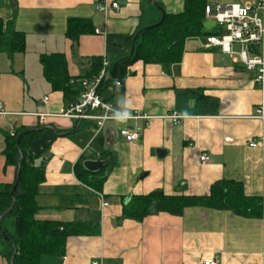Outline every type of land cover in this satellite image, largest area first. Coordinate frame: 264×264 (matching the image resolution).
Wrapping results in <instances>:
<instances>
[{"label":"crops","instance_id":"0c3cea01","mask_svg":"<svg viewBox=\"0 0 264 264\" xmlns=\"http://www.w3.org/2000/svg\"><path fill=\"white\" fill-rule=\"evenodd\" d=\"M206 1L214 7L255 0ZM102 2H117L119 9L100 12L96 7ZM184 8L185 0H0L4 28L25 35L24 52L0 51V192L17 176L3 154L5 133L41 129L31 143L35 163L45 170L35 219L98 228L95 234L69 237L64 255H42L39 264H201L205 259L264 264V85L255 71L207 46V36L186 39L179 63H134L122 90L106 87L102 93L148 117L129 123L141 130L133 142L119 136L120 122L108 121L97 130L94 122L60 116L78 99L53 90L43 74L41 56L48 53H63L73 77L87 74L95 57L117 61L128 53L123 45L130 36ZM71 18L88 19L94 32L69 39ZM174 112L182 116L176 125L168 118ZM252 141L259 145L250 146ZM202 152L210 155L209 163H200ZM96 159L106 162L91 173L103 179L98 188L75 169L79 161L85 168L86 160ZM221 180L240 182L245 195L262 202L261 215L195 205L181 214L122 217L134 196L156 191L208 196ZM6 245L2 251L0 244V264H11Z\"/></svg>","mask_w":264,"mask_h":264},{"label":"trees","instance_id":"16d2710c","mask_svg":"<svg viewBox=\"0 0 264 264\" xmlns=\"http://www.w3.org/2000/svg\"><path fill=\"white\" fill-rule=\"evenodd\" d=\"M206 0H185V8L179 14L164 13L162 20L130 36L123 46L129 49L117 61L109 60L107 71L109 78L103 82L100 92L116 80L123 82L129 68L136 62L157 63L165 66L179 63L184 52L186 39L197 36H209L221 32L215 27L204 28L206 20ZM217 28V29H216ZM94 32L88 19L71 18L67 22L66 36L75 41L83 34ZM125 49V50H126ZM22 53L25 50L23 32L4 28L0 18V51ZM127 53V55H125ZM90 71L82 77H73L68 73L67 59L63 53L43 54L41 63L45 79L53 90L63 92L65 98L78 99L83 91L79 82L82 78L97 75L103 58L92 59ZM122 90V88H116ZM41 129L28 130L24 127L6 132V148L3 154L8 164L16 167V190L14 183L0 192V241L6 242L10 250L4 253L11 264H39L42 255H64L67 239L71 236L95 234L96 225L77 222L39 221L35 219L39 206L37 195L39 185L45 180V170L35 163L31 152V143L38 138ZM82 161L76 164V173L84 181L98 188L103 179L91 177ZM20 165V168L18 166ZM15 180V181H16ZM206 205L217 209H232L239 214L260 216L262 202L244 194L242 184L236 181L221 180L212 186L208 196L166 195L156 191L148 195L134 196L123 208L122 217L143 219L152 212L166 211L181 214L185 207ZM6 236V240L2 236Z\"/></svg>","mask_w":264,"mask_h":264},{"label":"built area","instance_id":"2783aa9c","mask_svg":"<svg viewBox=\"0 0 264 264\" xmlns=\"http://www.w3.org/2000/svg\"><path fill=\"white\" fill-rule=\"evenodd\" d=\"M110 8L119 9L117 2H102L96 9L100 12H108ZM206 19L215 20V27L221 30L218 34L207 36V46H216L224 52L238 59L248 70L256 72V81L264 85V0H255L253 3L240 5L216 4L214 7L206 6ZM97 34L101 33L96 29ZM237 45V48L235 47ZM254 49H256L254 51ZM109 61L103 58V66L100 72L91 78H82L79 82L83 91L78 100L67 108H63L59 115L68 118H75L80 121L94 122L97 130H100L106 122L117 121L121 123L118 129L119 136L128 142H133L141 137V130L129 126L131 121L148 118L138 110H130L120 101L106 99L100 92V88L108 78L107 67ZM110 89L122 88L123 82L116 80L114 85L108 86ZM49 101V97L43 100ZM127 111L130 116L121 118V113ZM262 112V110H259ZM46 115H41L43 120ZM174 125L178 124L182 118L177 113L168 116ZM264 119V114L262 115ZM259 143L252 141L250 146L256 147ZM201 164L210 162V155L202 152L199 155ZM108 202L103 200L102 206ZM92 264H112L101 260H94ZM201 264H218L213 259H205Z\"/></svg>","mask_w":264,"mask_h":264},{"label":"water","instance_id":"95a60500","mask_svg":"<svg viewBox=\"0 0 264 264\" xmlns=\"http://www.w3.org/2000/svg\"><path fill=\"white\" fill-rule=\"evenodd\" d=\"M215 26V20L213 19H206L205 22H204V28L205 29H212L213 27ZM105 161L101 160V159H96V160H86L84 162V166L87 170H89L90 172H97L99 170H101L103 168V166L105 165ZM18 168H20V165L18 166ZM17 184H18V181L16 180L15 183H14V187H13V190H16L17 188ZM7 213V212H5ZM1 214L0 215V220L1 218L3 217V215L5 214ZM3 239L6 240V236L3 235L2 236Z\"/></svg>","mask_w":264,"mask_h":264},{"label":"rangeland","instance_id":"374dc122","mask_svg":"<svg viewBox=\"0 0 264 264\" xmlns=\"http://www.w3.org/2000/svg\"><path fill=\"white\" fill-rule=\"evenodd\" d=\"M44 80V82H46V80L45 79H43ZM51 94V91H48V95H50ZM0 244H1V249H2V251H7V250H5V246H7L6 244V242H1L0 241Z\"/></svg>","mask_w":264,"mask_h":264},{"label":"clouds","instance_id":"9594fccd","mask_svg":"<svg viewBox=\"0 0 264 264\" xmlns=\"http://www.w3.org/2000/svg\"><path fill=\"white\" fill-rule=\"evenodd\" d=\"M129 116H130V113L127 112V111H124L123 113H121V118H122V119H126V118H128Z\"/></svg>","mask_w":264,"mask_h":264}]
</instances>
